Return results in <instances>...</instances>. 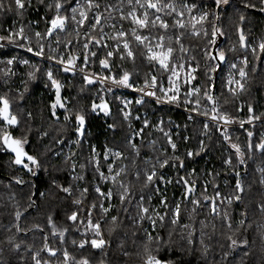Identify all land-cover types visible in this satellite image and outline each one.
<instances>
[{"label": "trees", "instance_id": "trees-1", "mask_svg": "<svg viewBox=\"0 0 264 264\" xmlns=\"http://www.w3.org/2000/svg\"><path fill=\"white\" fill-rule=\"evenodd\" d=\"M62 1L65 4H62L63 8L60 14L66 16L64 11L66 8H70L75 0H60V2ZM187 1H195L197 4L205 5L209 13L205 28L209 33L208 36L203 34L193 36L191 35L192 32L187 29L173 28L171 25L174 21L170 19H168L170 20L169 29L165 31L160 28L157 32H164L165 35L171 34V36L184 33L181 43L188 51L186 53L180 52V45L176 44L175 41V53L186 58H195L193 60L199 65L198 76L200 74V79L203 80V89L209 76H211L219 114L224 115L221 112L223 105V110L229 112L230 116H227L232 122L244 120L250 115L264 118V70L260 58L263 56L262 54L250 57L249 83L244 96H242L241 101L244 104H242L241 109L238 97L230 96L225 91V87L223 88L221 85V83L223 84L222 68L224 61L220 62L215 72L209 71L211 69L209 62L203 64L204 50L211 45L209 41L212 39L213 24L224 32V35L217 37L216 44L213 45L216 47L213 55L217 54V49H221L227 58H237L239 54L248 50V36L250 37L251 33H253V37L257 36L264 39V12L259 11V0L249 1L256 3V8H245V3L242 0H230L228 4H220L219 6L215 0ZM4 4L5 9L0 11V36L4 37L9 33L8 29L14 26L13 21H19L17 17L25 23L30 17L40 20L43 25L42 30L46 33L48 21H44V15L47 16L48 20L55 16L54 7L49 8L47 0H44L43 3H40V0H32L30 6L22 10L18 16L14 0H4ZM9 4L12 7L11 11L7 10ZM241 15L246 18L243 22L240 21ZM118 16L119 14H114L113 18ZM217 16L219 17L218 20L215 19ZM68 21L69 18L64 30H56L52 36L45 40L51 43L58 32L66 34L69 31ZM251 23L254 25L253 28H251ZM205 29H201V33ZM238 29L244 31L246 48L243 46L241 49L235 47L236 44L240 46ZM127 36L133 37L129 31ZM68 38L71 41L68 50L65 48V43L61 42L58 45L60 55L62 56L64 53V57H62L66 58L67 56V60L70 56L76 57L75 63L80 66L83 56L73 53V48H76L74 47L76 45L73 38ZM131 41L134 45L135 60L129 64L119 59L117 54L116 57L109 58V64H112L110 61L114 63L110 67L111 71L103 69L109 76L115 75L117 78L126 70L131 73L130 83H137L140 85L138 87L142 88L145 85V80L150 82L153 74H157L161 78L163 70L155 62H149L145 52L142 51L136 41ZM16 42L21 44L20 41ZM95 48L98 53L91 62V72L99 71V51H103L102 47L95 46ZM86 51H91V48L89 47ZM0 52V55L4 56L13 53V50L0 47ZM47 52L46 49L44 54L49 58L50 53ZM254 63H256L255 68H253ZM57 69L60 70L61 78L57 80L61 85V103L65 107L57 106L55 115L52 114L51 105L56 100V88L51 90L49 84L42 85V72L39 73L41 75L37 79L24 85V88L29 85L24 90H17L15 87L9 86V82L2 81L0 83V96L9 100L10 113L17 117L18 124L7 125L2 117H0V123L10 129L8 132L13 138L24 139L26 137L28 144L24 147L25 151L39 161V167L30 164L31 172L21 165H16L14 163L15 156L3 144L2 136L4 133L0 131V264H34L31 257L43 248L45 236H47L48 245L58 249L55 257H50L47 251L40 252L41 259L49 260L50 264H64V250L69 253L68 264H77L84 258L89 260V264H102V262L103 264H144L146 259L144 247L147 243L146 232L149 231L153 237L159 235L162 238V243L158 244L153 241L149 247L153 250L160 247L158 257L164 261H169L170 264H264V212H261L259 207L264 204V184L260 183L262 173L258 171V169L264 168V153L255 147L252 150L247 148L250 139L255 145L264 138V122L238 126L233 130L234 134L232 135H230L232 129L229 127L218 126L210 122L208 132L205 134V121L203 119L195 117L192 121H188L183 111L162 106L152 99L145 100L139 105L141 112L154 109L155 114L164 113V115L177 118L181 125L186 126L182 136L185 133L188 134L189 140L187 143L180 141L177 149L171 151L170 148L164 149L166 147L165 142L162 137H159L157 131L147 130L146 133L144 132L145 137L140 143L139 155H137L130 150L128 138L131 128L116 102L117 94L125 91H119L116 88H109V90L104 83L94 79H92L93 83L89 84L85 80V75L64 71L63 66H58ZM98 87H104L110 98L99 100L96 97ZM205 101L207 100L205 99ZM102 102L108 104V114H105L100 108L93 111V103L100 105ZM249 104L253 107V113L248 112ZM76 114H81L85 118L83 135H79L81 137L79 143L74 149H71L68 156L83 162L85 183L81 186L70 176L72 158H70L71 160L66 159V153L64 156L55 154L61 148L58 145L60 139L68 142L76 135L78 136L76 127H74V124L78 126ZM66 115L70 117L68 121L64 119ZM137 124L140 123L137 122ZM248 132L253 133L251 138L248 137ZM45 133L47 135H44ZM203 134H205L206 140L203 148H201L199 139ZM225 136L230 139L226 140ZM151 137H156L154 143H150ZM158 137L159 140H157ZM234 141L236 144L241 142L240 144L245 148L242 151L244 164L239 163L235 149L231 147L232 142L235 143ZM106 143L112 147L120 148L126 156L118 162V165H124V168L115 183L103 185L105 192L111 190L113 193L112 203H108L106 200V206H111L110 212L104 214L100 209L103 196L95 190L97 170L91 156L94 146L101 153H104ZM160 145H163L164 148ZM190 148L194 150L192 157L187 156V151ZM227 156L231 157L232 166L225 163ZM148 157L154 160L156 158L167 159L171 164L175 162L177 164L175 169L164 168L174 175V181L163 184L162 181L156 179L152 183H147L146 172H148V168H146L145 163ZM180 161L184 165L182 168L179 166ZM25 163L29 162L26 160ZM192 166L197 168L198 177L196 179H199L204 172L210 169L216 172L220 181L212 182L209 186L211 196L214 197L215 193L225 188L222 187L224 182H227L228 190L231 189L236 193L235 184L238 177L235 173H240L239 179L244 189L240 193L241 200H234L227 209L228 216L232 221V229L227 227L224 220L225 212L215 215L212 209L206 207L211 201L210 198L209 200L204 199L207 196L205 193L208 192L204 191L202 182L199 180L194 183V193L185 198L183 182L177 183L176 181L178 176L183 175V178H186L191 184L192 182L185 175V172L188 167ZM137 172H139V178H137ZM18 180L24 183H18ZM121 182L130 189L124 201L120 199V194L123 192L120 187ZM61 186H71V195L64 193ZM85 188L87 192L82 193ZM141 197L144 198L142 202ZM164 197L167 199L168 209L160 205V211H168V216L165 217L162 227L157 221V228L151 232L153 227L147 216L155 214L153 210L156 208H152L153 205L160 204ZM194 198L200 201L199 206L193 205L192 200ZM77 200L81 203H74ZM93 203L97 205L95 208H92ZM141 203L143 207L149 208V214L143 221H139V216L142 215L140 212ZM177 203H180V219L177 224H172L171 210L176 207ZM194 208L195 211H193ZM89 210H91L93 224L103 217L101 231L103 237L105 236L109 242L103 250L93 249L90 243L83 248L79 247L81 240L90 241L96 238L92 228L88 226ZM17 211L22 213L19 221L15 217ZM73 211L78 213L76 222L67 219ZM242 214H246V216ZM49 216L52 217L58 230L55 235H53L52 228L48 224ZM113 216L118 217L115 223L111 219ZM241 219L245 220L243 226L238 225V221ZM17 224H19L20 231H17ZM35 225H40L42 230L36 229ZM183 225H190V228H184ZM238 227L239 231H236ZM191 228H194L195 232L193 243L189 244L187 237ZM64 229L67 231L63 242H61L59 231ZM201 233H203V245L200 243ZM228 235H232L238 241L247 239L249 243L247 246H239L235 250H230ZM73 240L77 244L73 243ZM15 244H20V248H15ZM205 245L208 246L207 255L203 254ZM125 252L128 255H124ZM225 252H230L227 260L222 259Z\"/></svg>", "mask_w": 264, "mask_h": 264}, {"label": "rangeland", "instance_id": "rangeland-1", "mask_svg": "<svg viewBox=\"0 0 264 264\" xmlns=\"http://www.w3.org/2000/svg\"><path fill=\"white\" fill-rule=\"evenodd\" d=\"M47 1L49 4H51L54 7L53 10L55 11V15H56L57 14L56 9H55L56 0H47ZM242 1L244 3H248L250 0H242ZM77 2L81 6V8H84V10L88 11V20L85 21V24L83 27H80L77 23V21H79V19H80L79 10L76 14V17H77L76 21H73L71 19V16H72L71 8L77 7ZM94 2L98 3L100 5L99 9L93 8L91 10H87L86 0H75L70 8H66V11H64V12H66V16L69 18V21H68L69 31L66 34H61L60 32H58L55 39L51 43L48 42L47 40H45L47 37H45V36L43 37V34H44V32L42 30L43 25H42V22H40V20L33 19L30 17L28 19L27 23H25L17 17V19L19 21H16V20L13 21V25H14L12 27L13 29L12 28L8 29L9 33H7L5 37H8L11 32L17 31L21 26H23L25 29V34L30 39L29 40H23L17 36V37H13L14 42H8V40H6V39L0 40V47H4L8 50L9 49L13 50V53H9L8 55H4V56L0 55V83L2 81L9 82V84H10L9 86L15 87L17 90L18 89L24 90L29 86V85H27L26 88H24V85H26L27 83H30L31 81H34V79H37L38 76L41 75L39 73L42 72L43 73V75L41 77L42 78V80H41L42 85L49 84L51 86V90H55V86L53 85L52 80H50L48 78V75H47L48 71L51 70L52 79L57 81L58 79H61L60 78V70H58L57 67L62 66V65H63V67H66V66L69 67L67 65V56H66V58H63L64 53H62L63 57L60 55V52H59L60 48L58 46L59 43H61V42L65 43L66 44L65 48H66V50H68L69 49V43H68L69 38L68 37H70L71 39L73 38L74 43L76 45V46H74L76 48H73V53L77 54V55H81L84 57L86 50L84 49L83 44L88 39V36H95L97 38H100V36H101V31H100L101 26H97L96 30L90 31L91 24L95 22L94 16L97 13H101L104 17V19L101 20V25L103 27V33L105 34L103 43H106L108 45V48L107 49L102 48L103 51L102 52L99 51V53H100V57H99L100 59H99V63H98L99 71L93 72V75H94L95 79H98L99 81H101V79L103 77L109 76L106 73V71L102 68V66L100 65V60L102 58L106 57V52L108 50H111L116 45V43H118V42H121V50H123L122 49V40L121 41L113 40V39H111V37L117 36V34L120 30L125 31L126 33H128V31H129L131 33V30L135 27V25L132 23L130 18L126 19V20L120 19V11L112 10V9L108 8V5H114V6H116L117 9H119L121 6V3H122L123 4V11L125 14H127V12L131 10L128 6V0H94ZM142 2H143V0H142ZM154 2H155V0H154ZM161 2L162 3H173L176 6L177 11H183L184 12L183 17H177L176 13H172L171 15H165L163 12L160 13L162 18H164L169 23V25H170V20L175 21L176 19L180 18V19H183L185 22V28L184 29H187L190 32H192V30H193V25H195L196 30H199V31H201V29H203V28L204 29L206 28V21L207 20L202 22V23L199 22V17L204 12H207L205 5H200V4H197L195 1L190 2L187 0H161ZM229 2H230V0H228V3ZM31 3H32V0H30V2H29V0H25V8L24 9H26V7L30 6ZM60 3L65 4L64 1H62ZM185 4L188 5L189 8H191L190 12L188 11V9L184 8ZM192 5H195V7L193 8ZM223 5H225V4H223ZM14 6H15V3H14ZM15 9H16V6H15ZM16 11H17V9H16ZM148 11L150 14V19H154V15H153L154 11H152V10H148ZM19 13L20 12L17 11V16ZM114 14H119V16L115 17V19H114L113 18ZM139 14L142 15V10H140ZM46 15H48V14H46ZM192 17H196V19L193 20ZM168 19H170V20H168ZM50 20H48L47 16L44 15V21L45 22L46 21L49 22ZM113 25H114V27H113ZM127 25H129V26H127ZM250 25L252 26L251 28L254 27L253 23H251ZM48 26H49V23H48L46 28H48ZM66 27L67 26L65 25V28ZM158 29H160L158 26L156 28H152L151 25H149V28L138 29L137 31H138V34L147 35L150 37V40L146 41L145 43H151V45L154 46L157 43V39H152V38L153 37L158 38L159 36L163 35L164 36L163 43L165 45V48L168 46H171L174 48L176 36H173V35L171 36V34L165 35L163 31H160L163 33H159V32H157ZM36 32H40L42 34V38L39 40V43L44 45V53H45V50L47 49L48 50L47 53H50V56L57 57V59L50 60L48 57H46L45 54L42 57H37L34 54L35 51L38 50V41H37V38L35 36ZM249 32H250V30H249ZM251 32H252V29H251ZM77 33H79V35H77ZM86 33L88 34V36L85 35ZM251 34L252 35L250 37L248 36V50L239 54L237 56V58L236 57H232V58L226 57V60L224 61V66L222 68L223 81L222 80L221 81L223 82V84L221 83V85L223 86V88L225 87V91L230 96H232L234 98L238 97V99L240 100V109H241L242 104H244V102L241 101L242 96H244V93L247 89V84L249 83V81H248L249 72H250L249 70L251 69L250 68L251 67L250 57L260 56L262 54L263 56L260 58L262 60L263 70H264V52L261 51L259 49V46H258L259 43L264 39L257 37V36L253 37V33H251ZM169 37H171V40H169ZM126 38L130 41L132 50L135 53L133 41H131V40H135L134 37H128L127 36ZM58 40H59V43L57 42ZM16 41H20L21 44H19ZM136 43L140 46L142 51L145 52V55L148 56L147 49L143 45H140L138 42H136ZM28 47H32L33 52H29L27 50ZM89 47L91 48V51H88L89 52V61H88L87 65H85L84 59H82L81 65L76 68L77 70L78 69L80 70V72H78V73L81 75L85 74V73H83V71L86 73L91 72V69H90L91 65H92L91 62L94 59V57H92L90 55V53L91 52L98 53L97 52L98 50L95 48V46L90 45ZM235 47H240V49L242 48L241 44H240V46H239V44H236ZM215 48L216 47H214L213 45H210L208 48H205L204 53H203V55H204L203 64H205L206 62H209L210 67L216 68V70H217V68L219 67V66L217 67V63H218L217 60L211 59L213 52L215 51ZM253 48H255V52H253ZM220 51H222V50L220 49ZM0 54H1V52H0ZM116 55L117 54H114L113 57H111V59L116 57ZM60 58H63V60L65 61L64 64H61L58 62ZM118 58L120 59L119 55H118ZM245 58L248 61L247 65H245L243 63ZM10 59L13 60V63L9 65L7 63V61ZM24 61H27L28 63L25 64ZM132 61L133 60L131 58L124 59V62H127V63L132 62ZM110 63H112L114 65V63L112 61H110ZM112 64L110 65V67H112ZM181 64L184 65L183 68L180 67ZM232 64H235L237 67L231 68L230 66ZM219 65H220V63H219ZM157 66H159V65L157 64ZM255 66H256V63H254L253 68H255ZM173 67H175V71L179 75H178V78L176 76H173L172 81H173V84L178 85L179 89H180L179 99L175 103L168 102L167 98L159 90L160 86L164 87L165 89H168L169 87L173 86V85H170L169 79H168L169 76H171V74H172L171 70L165 71L161 68L163 70V75L161 78H159V76L157 74H153L157 77V80H158V85H157V88L155 89V91H156L155 97L161 98L162 102H159V103L162 106L164 105V106H167V107H170L173 109L183 111L185 113L186 119L188 121H192L195 117H197L199 119H203L205 121L204 124L207 123L208 128L210 126L209 125L210 122H213V123L217 124L218 126H221V125L222 126L224 125L225 127L227 126V127H229V129H232L231 130L232 132L230 131L231 132L230 135L234 134L233 130L236 129V127H238V126H243V125L245 126V125H250L253 123H257V122L258 123L264 122V118H260L258 120H253L250 123L248 122L249 118H246L244 120L241 119V120L234 121V122H231L228 124H225L222 120H219V121L212 120V118H211L212 117V111H211L212 106L210 105L209 102L205 101V99L203 98V87H202L203 80L200 79V77H201L200 74L198 76L197 63L192 58H186L185 56H183L179 53L176 54L174 51L173 56L169 62V68L172 69ZM159 68H160V66H159ZM192 68H196V71L194 73L191 72ZM240 68H245V71L247 72V76L243 79L239 76V69ZM29 73H33V76L30 77ZM189 75H194L196 77V79L192 80L190 83H186ZM16 76H18V78H16ZM229 77H231L233 80H237V81H240V83H243L244 89L240 90L236 84L230 85L228 83ZM109 82H110V80H106L103 83L106 85V88L108 87V89L109 88L111 89V85L109 84ZM131 84L133 85V87H129V90L127 88H126L127 90L122 89L120 87H117L116 85L113 86L114 88L118 89L119 91H125V92L117 94L116 102L119 104V109L121 110L123 115L125 112H130V116L126 119L129 123V127L131 128L130 135L128 138V142L130 140L132 141L131 143L130 142L128 143L130 150L133 151L134 153H137L136 149H134L132 145L134 143L136 145V148L139 149L140 143L144 140V137H145L144 132L146 133L147 130H155L158 132L159 137H162L164 142H165V145H166L165 148L163 145H160L164 149L170 148V150L173 151V149L171 148V146L167 142V137L165 136V133H168L171 136L173 142L176 144V149H177V145L180 141H184L187 143V141L189 140V135L185 133L182 136V133H183L186 126L181 125L180 121L177 118L172 117V116L170 117L168 115H164V113L155 114L154 109H151L149 111L144 110L142 112L139 110L140 104H137L135 101L138 99H141L140 95L138 93L136 94V90H137V88H139L138 86H140V85L137 83H131ZM144 87H145V85H144ZM195 87H200L202 89V92L199 94V97L195 93H193L191 96H186V94L191 89H193ZM230 88H234L235 92L229 91ZM131 89L135 90V91H130ZM145 89H147V88H145ZM157 92L159 95L157 94ZM171 94L172 93H169V95H171ZM96 97L99 100L105 99L107 97L110 98V96H108V93L106 92V89L104 87H98ZM198 98L200 99L199 105L196 104V100ZM145 100H151V99L150 98H144L143 101H145ZM126 102H131V103H128L126 106ZM0 106H2V105H0ZM221 107H222L221 112L230 116V114L227 110L226 111L223 110V105ZM205 111H207L208 115H203V113ZM9 112H10V109H9ZM10 115H12V114L10 113ZM137 117H139V118L137 119ZM145 120H147L149 122L147 127H144V121ZM161 121L163 123H161ZM188 121H186V122H188ZM4 122H6V121H4ZM137 122H139L140 124H137ZM241 122H243V124ZM74 127L77 128L78 127L77 124L76 125L74 124ZM142 128H143V132L140 135H134L135 133L139 132L140 129H142ZM161 128L163 129V131L160 130ZM208 128L205 129V127H204L205 134L208 132ZM9 130L10 129L7 126H4L0 123V131L1 132L5 133V132H8ZM205 134H203L199 139L200 147H201V142H203V146H204V142L206 140L205 136H204ZM159 137L157 138V140H159ZM185 137H187V139H185ZM79 138H81V137L79 135L78 136L76 135L74 138L70 139L68 142H64L63 139H60L58 141V145L61 148H59L55 154L64 156V153H66L67 157H69L68 156L69 152L71 151V149H74L76 147L77 141H79ZM24 139H26V137ZM26 140H27V143L25 145L28 144V139H26ZM149 141H150V143L153 141H156V137H151V139H149ZM234 142L235 143L232 142V144H236V141H234ZM240 143H238V145L240 146L241 150L243 151V149H245V148L242 147V145ZM25 145H24V147H25ZM117 151L122 153V155L120 157H116L115 155H113V153H115ZM189 151L192 152L194 155V150L192 148L188 149L187 152H189ZM103 152L104 153H101V151L98 150L97 147L94 146L92 149V156L91 157H92L93 164H94L96 170H97V165L99 166V171H97V174L95 177V178H97V179H95V189L97 187H99L101 189V192L107 193V192H105V188L103 185L104 184L106 185V184L111 183V182L115 183V181H113L111 179V177L116 175L117 172L121 173V169L124 168V165L119 166L118 162H120L121 158L125 157L126 155H124V152L120 148H118L116 146L112 147V146L108 145L107 143L104 145V151ZM106 154H107V158H106ZM189 157H192V156H189ZM229 157L230 156L226 157L227 160L229 159ZM238 159H239V157H238ZM163 160L164 159L161 160L160 158H156L154 160V159L148 157L146 159L145 165H147L146 168H148V172H150L152 170V167L154 165L156 168V171H157V176L158 177L162 176L164 178L163 180L159 179L164 184V183H167V181H169V180H171V182L174 181V175L171 174L169 171H166V169H164V168L167 167L170 169H175V165H177V164L175 162L172 164L168 163V165L161 168L160 163H162ZM71 162H72L71 165L75 164V168L73 169V166H71V168H70L71 175L70 176L73 179H75L76 183H78L81 186L83 183H85V181H84L85 175H84L83 169L81 167L83 165V162L78 161V160L73 159V158H72ZM109 165H112L111 172L109 171ZM146 168L144 167L145 170H146ZM193 170H194V174L190 175V173H193ZM196 170H197V168L195 169L194 166L188 167L186 172H185V175L188 177V179L192 183L193 182L195 183L198 180L200 182H202L204 191L208 192V193H205V195H207V197L210 198V201L212 199L216 198L215 201H216L217 211L220 214L222 212H226L228 214L227 209H228L229 205H231L233 203L232 202L231 204H229L228 198L234 197V195L236 193L233 192V190H231V189L228 190V187H226L227 182H224L222 187H225V188L223 190L218 191L220 193V196L217 197L216 193H215V197L211 196V193H210L211 191L209 189V186L212 184V182L217 183L220 181L216 175V172H214L213 169H210L207 172H204L199 177V179H196L198 177V173ZM101 173H103V176L101 175ZM80 177H82V179ZM182 177H183V175L178 176L177 181L180 180V178H182ZM154 180H156V179H154ZM220 187H221V185H220ZM183 193L186 194V188L185 187H183ZM200 198L202 199L201 196H200ZM106 200L108 203H112L113 197H111L109 199V198H105L103 196V199L101 201V204H103L104 207H106V208L110 207L111 208V206H108V207L106 206ZM233 201H234V199H233ZM160 205H161V203L160 204L156 203L155 205H153L152 208H154V209L156 208V210L159 211L161 215H163L164 211H160V207H161ZM179 205H180V203H179ZM206 207L211 210L212 209V203L210 202L208 205H206ZM223 209H225V210H223ZM150 216L153 219H155V214L154 215L151 214ZM143 220L139 219V221H143ZM153 231H154V229L152 228L151 232H153ZM148 233H150V231ZM103 238L107 241L105 236ZM73 241H75V240H73ZM75 243L77 244L76 241H75Z\"/></svg>", "mask_w": 264, "mask_h": 264}, {"label": "snow or ice", "instance_id": "snow-or-ice-1", "mask_svg": "<svg viewBox=\"0 0 264 264\" xmlns=\"http://www.w3.org/2000/svg\"><path fill=\"white\" fill-rule=\"evenodd\" d=\"M30 2V0H29ZM44 0H40V3H43ZM216 4L219 6L220 4H227L228 0H215ZM16 9L18 12H22V10L25 8V0H14ZM259 11L260 12H264V0H259ZM128 6L131 9L130 11L127 12V14L124 13L123 11V4L121 3V6L119 9L116 8V6L114 5H108L109 9L112 10H118L120 11V19L122 20H126V19H131L132 23L135 25V27L131 30V35L134 37L135 41L138 42L140 45H143L148 52V56H147V60L149 62H155L157 63L160 68H162L165 71H169L171 70V76H169V83L170 85H173L172 87H169L168 89H165L164 87L160 86L159 90L161 93L164 94V96L167 98L168 102H172L175 103L178 101L179 99V86L173 84L172 81V77L176 76L178 78V73L175 71V67H173L172 69L169 68V62L173 56V53L175 51V49L171 46H168L165 48V45L163 43L164 41V36L161 35L158 38L153 37L152 39H157V43L153 46L151 45V43H145L146 41L150 40V37L147 35H141L138 34V29H147L149 28V25H151L152 28H156L157 26L161 29H164L165 31L169 29L170 25L169 23L162 18V16L160 15V13H164L165 15H171L172 13H176L177 17H183L184 16V12L183 11H177L176 6L173 3H162L161 0H128ZM5 4H4V0H0V11H3L5 9ZM49 8L52 7L51 4L48 5ZM100 5L98 3H95L94 0H86V8L87 10H91L93 8L95 9H99ZM192 7L194 8L195 5H192ZM245 8H256L257 4L253 3V2H248L245 3L244 5ZM63 8V5L60 3V0H56L55 3V9H56V15L48 22L49 26L47 28L46 33L43 34V36L45 37H50L54 34V32L56 30H64L65 29V25L66 22L68 20V17L65 15H61L60 12ZM184 8L188 9V11H191V8L188 7V5H184ZM7 10L11 11L12 7L11 4H9L7 6ZM79 10V16L80 19L79 21H77L78 25L80 27H83L85 24V21L88 20V11L84 10V8H81V6L79 5V3L77 2V7H73L71 8V19L73 21H76L77 17L76 14ZM140 10H142V15L139 14ZM148 10H155L153 15H154V19H150V14ZM110 15V14H109ZM209 13L208 12H204L200 17H199V22H204L207 20ZM104 19L103 15L101 13H97L94 16V23L91 24V29L90 31H94L96 30L97 26H101L100 27V31H101V36L100 38H97L95 36H88V34L86 33L85 35L88 36V39L86 40V42L83 44V47L85 50L89 49L90 45L96 46V47H102L107 49L108 45L106 43H103L104 40V33H103V27L101 25V20ZM193 20L196 19V17H192ZM215 19H219V17H215ZM245 16L241 15L240 16V21L243 22L245 21ZM114 27V25H113ZM171 27L173 28H180L183 29L185 28V22L183 19H176L174 21V23L171 25ZM239 31V42L241 44V46H245V41H246V37L244 34L243 29H238ZM201 34H203L204 36H208V31L205 29L203 30V33H201V31L196 30L195 25H193V30L191 35L193 36H200ZM77 35H79V33H77ZM128 35V33H126L123 30H120L117 34V36H113L111 37V39L113 40H117V41H121L122 40V49L121 50V42L116 43V45L111 49L108 50L106 52V57L104 59L100 60V65L102 66V68L107 69L109 71H111L110 68V64H109V58L113 57L114 54H118L120 56L121 60H124L126 58H131L133 61L135 60V53L132 50L131 47V43L130 41L126 38ZM184 33L181 32L179 35L176 36V43L180 45V52L182 53H186L188 51V49L184 48L183 44L181 43V39L183 37ZM224 35V32L219 29L218 27L215 26V24H213L212 27V31H211V37L212 39L209 41V43L211 45H215L216 44V39L218 36H222ZM20 37L23 40H29L30 38L25 34V29L23 26H21L17 31L11 32L10 35L8 37H4V36H0V40H8V42H14L13 41V37ZM35 36L37 38L38 41V50L35 51V55L37 57H42L44 56V45L39 43V40L42 38V34L40 32H36ZM169 40H171V37H169ZM59 43V40L57 41ZM68 43L70 44L71 41H68ZM259 49L261 51H264V40H262L259 43ZM158 49V50H157ZM29 52H33V48L32 47H28L27 49ZM253 52H255V48H253ZM216 55H213L211 57V59L213 60H217V67L219 66L220 62L225 61L226 56L225 53L223 51H220L219 49L216 50ZM90 55L92 57H95L97 55L96 52H91ZM50 60H55L57 59V57L55 56H50L49 57ZM77 58L76 57H69L67 60V65L68 66H73L75 64V60ZM84 63L85 65H87L88 61H89V52L86 51L84 54ZM193 59H195L193 57ZM59 63L64 64L65 61L63 60V58H60ZM7 63L10 65L13 63V60L10 59L7 61ZM25 64H27V61H24ZM243 63L245 65H247L248 61L245 58ZM181 68L184 67L183 64L180 65ZM197 67H199V65L197 64ZM231 68H236L237 66L235 64H232L230 66ZM71 67H65L64 71H70ZM196 68H192L191 72H195ZM210 72H215L216 68H211L209 69ZM48 78L50 80H52L53 85L56 88V100L55 102L51 105V108L53 109V115H55V109L57 108V106L64 108L65 105L63 103H61V97H60V87L61 85L59 84V82L55 81L54 79H52V72L51 70L48 71L47 73ZM29 76H33V73H29ZM130 76L131 73H129L128 71L124 70L122 72V74L119 76V78H117L115 75L112 76H105L101 79V83H103L106 80H111V82L115 85H122L125 87H133V85L130 83ZM239 76L243 79L247 76V72L245 71V68H240L239 69ZM196 77L194 75H189L188 76V80L186 81V83H190L192 80H195ZM85 80L89 83L92 84L93 80L88 77L85 76ZM228 83L231 84H236L238 86V88L240 90L244 89V84L240 83V81L237 80H233L231 77H229V81ZM158 85V80L157 77L155 75L151 76V80L149 82V80H145V87L144 88H139L137 89V91L143 93L144 96H150V97H155L156 96V91L155 89L157 88ZM145 88H149L150 90L145 91ZM110 90V89H109ZM229 91L235 92L234 88H230ZM202 92V89L200 87H195L193 89H191L186 96H191L193 93L197 94V96L199 97V94ZM169 93H172L171 95H169ZM203 98L206 99L208 102L211 103L212 108L211 111L213 113L212 115V120H222L225 124L231 123L232 121L230 120V118L224 114L221 115L218 113V107H217V97L214 95V84L212 83V78L211 76H209L208 81L203 89ZM161 98L157 97V102H160ZM137 104H141L143 103V97L141 99H138L135 101ZM128 103L131 102H126V106ZM196 104L199 105L200 104V99L198 98L196 100ZM0 117H2L4 119V121H6V123L8 125H17L18 124V120L17 117L14 115H10L9 109H10V103L9 100L3 96H0ZM97 108H100L101 110H103L105 112V114H108L109 108H108V104L102 102L100 105H97L95 103H93L92 105V109L93 111H95ZM248 112L249 113H253V107L252 105H248ZM31 114L29 113V116ZM203 115H208L207 111H205L203 113ZM125 119H127L130 116V112H125L124 113ZM76 121L78 122V127L76 128V132L78 135H83V127H84V123H85V118L83 115L81 114H76ZM139 117H137L138 119ZM65 121H68L70 119L69 116H65L64 117ZM260 119V117L258 116H254V115H250L249 117V123L252 122L253 120H258ZM148 121L145 120L144 121V127L148 126ZM161 123H163L161 121ZM243 124V122H241ZM112 127V126H110ZM205 129L208 128L207 123L204 125ZM161 131H163V129H160ZM143 132V128L140 129L139 132L135 133L134 135H140ZM44 135H47V133H45ZM165 136L167 137V142L168 144L171 146V148L173 149V151L176 150V144L173 142L171 136L168 133H165ZM253 136L252 132H248V137L251 138ZM185 139H187V137H185ZM225 139L228 140L230 139L229 137L225 136ZM2 140H3V144L11 150L12 153L15 154V160L14 163L16 165H23L24 168L28 169L29 172L32 171V168L30 167L31 165H35L37 167H39V161L36 159V157L29 155L25 149H24V145L27 143L26 139H17V138H13L10 133L5 132L2 136ZM130 143L132 142L131 140L129 141ZM77 143H79V141H77ZM154 143V142H153ZM133 148L136 149L137 155H139V149L136 148V145L133 143ZM232 148L235 149L236 155L239 157V163L240 164H244L245 160L243 158L244 153L242 152L240 146L238 144H232L231 145ZM253 147H255V149L260 150L262 153H264V138L261 139L260 143L253 145L251 142V139L249 140V143L247 145V148L249 150H252ZM201 148H203V142H201ZM198 154V153H197ZM113 155H115L116 157H120L122 155V153L120 152H115L113 153ZM188 156H192L193 153L192 152H188L187 153ZM71 157H67L66 159H70ZM106 158H107V154H106ZM25 159L29 162V163H25ZM177 160H179V158L177 157ZM169 161L167 159L163 160L162 163H160V167L163 168L164 166L168 165ZM225 163L229 166H232V159L231 157H229L228 160L225 161ZM73 169L75 168V164L72 165ZM179 166L182 168L183 162L180 161ZM83 167V165L81 166ZM112 170V165H109V171L111 172ZM97 171H99V166L97 165ZM121 171H123V169H121ZM258 171H260L262 173L261 175V179H260V183L264 184V168H260L258 169ZM194 174V170L193 173H190V175ZM236 176L238 177L236 180V184H235V188H236V194L234 195V197H229L228 198V203L231 204L233 202V199L235 201H240L241 200V195L240 193H242L244 191L243 186H242V182L239 179V172L235 173ZM101 175L103 176V173H101ZM120 175L119 172L116 173V175L112 176L111 179L113 181H116L117 177ZM137 178H139V172L136 173ZM82 179V177H80ZM107 179V178H106ZM154 179H160L163 180L164 178L162 176L158 177L157 176V171L155 166L153 165L152 170L150 172H146V182L147 183H152L154 181ZM183 182L185 188H186V195L185 198L188 197V195H191L194 193L195 191V185L194 182L193 183H189V181L186 178H180V180L177 181V183ZM18 183H24L23 181H17ZM167 183H171V180L167 181ZM120 187L123 189V192L120 194V199L121 201H124L126 199V194L130 191L129 187L125 184H123L121 182ZM61 190L66 193L71 195L72 192V188L71 186L69 187H63L61 186ZM96 192L98 194H100L101 196H104L105 198H111L113 193L111 190H109L107 193H103L101 192V189L99 187H97ZM157 191H159V189H157ZM87 189H83L82 193H86ZM41 195H43V193H41ZM216 196L219 197L220 193L217 192ZM143 197H141V202L143 201ZM149 199H151V197H149ZM205 200H209V197L205 196L204 197ZM74 203L76 204H80L81 201L77 200L74 201ZM161 205L164 206L165 209H168V204H167V199L166 197L162 198L160 201ZM192 203L194 206H199L200 201L193 199ZM212 203V212L215 215H220V213L217 211L216 208V203H215V199L211 200ZM97 205L95 203L92 204V208H95ZM260 211L264 212V204H261L260 206ZM100 208L102 209L104 214H107L110 211V207L106 208L103 206V204L100 205ZM155 213V219H153L151 216H147V218L149 220H151L152 223V227L155 230L157 227V221L160 222V226H163L165 217L168 216V211H165L163 215L160 214L159 211L157 210H153ZM172 211V218H171V223L172 224H177L179 219H180V205L179 203L176 204V207L174 209L171 210ZM193 211H195V208L193 209ZM140 212L143 215L139 216V219L143 220L146 215L149 213V208L143 207L142 203H141V207H140ZM245 215L246 214H242ZM22 216V213L20 211H17L15 213V217L16 220L19 221L20 218ZM68 220L76 222L78 220V213L76 211H73L71 213L70 216L67 217ZM112 222L115 223L118 220V217L113 216L112 218ZM103 220V217H101V220H97L95 224H93L92 219H91V210H89L88 212V226L90 228H92L93 232H94V236L96 238L91 239L90 241L88 240H81L79 247L83 248L86 244L90 243V246L93 249H100L103 250L108 244L109 242L106 241L103 238V234L101 231V221ZM224 220L227 224V227L229 229H232V221L231 218L228 216V214L225 212L224 213ZM48 224L51 226L52 228V232L53 235H55L57 233V228L55 223L52 220V217L49 216L48 218ZM201 224H203V221H201ZM245 224V220L241 219L240 221H238V225L239 226H243ZM36 229L38 230H42L40 225H35L34 226ZM184 228H190V225H183ZM249 227H251V225H249ZM17 231H20L21 229L19 228V224L16 225ZM67 231V229L64 230H60L59 231V237L61 239V242H63L64 240V236H65V232ZM236 231H239V227L236 229ZM195 232L194 228H191V230L188 232V243L192 244L193 243V234ZM171 235V234H170ZM146 236H147V243L144 247V251L146 253V259L144 264H170L169 261H164L162 259H160L158 257V253L160 251V247H157L155 250L151 249L149 247V245H151L153 243V241H156L158 244L162 243V238L159 237V235H157L156 237H153L151 235V233H147L146 232ZM45 239V243L43 245V248L40 251H37L35 254L32 255L31 259L34 262V264H50L49 260H42L41 256H40V252L41 251H47V253L49 254L50 257H55L57 254L58 249L52 248L48 245L47 243V236L44 237ZM227 240L230 241V244L228 245L230 250H235L237 247L239 246H247L248 245V240L247 239H243V240H237L234 239L232 235H228L227 236ZM73 243H75V241H73ZM200 243L201 245L204 244V240H203V233H201V239H200ZM15 248L19 249L20 248V244H15L14 245ZM155 252V254H154ZM208 252V246H204L203 249V254L207 255ZM124 255H128L127 252L123 253ZM247 255V253H245ZM230 255V252H225L224 256L222 259L227 260L228 256ZM63 256H64V264H68V260H69V253L67 250L63 251ZM77 264H89V260L87 258L82 259L81 261H78ZM103 264V262H102Z\"/></svg>", "mask_w": 264, "mask_h": 264}, {"label": "flooded vegetation", "instance_id": "flooded-vegetation-1", "mask_svg": "<svg viewBox=\"0 0 264 264\" xmlns=\"http://www.w3.org/2000/svg\"><path fill=\"white\" fill-rule=\"evenodd\" d=\"M75 65V66H74ZM73 66H69V67H71V70L70 71H72V72H80V70L78 69H76L77 67H79V65L78 64H74ZM63 66V65H62ZM67 67V66H66ZM65 68V67H64ZM83 73H85L84 75L85 76H88V77H90L91 79H94V80H98V79H95V77H94V75H93V72H90V73H86V72H84L83 71ZM109 84L111 85V88H113V89H115L113 86L115 85V84H113L112 82H111V80H110V82H109ZM117 87H120V88H122V89H125V90H127L126 88H125V86H122V85H116ZM128 89H129V87H127ZM137 89H139V88H137ZM57 109V108H56ZM55 109V110H56Z\"/></svg>", "mask_w": 264, "mask_h": 264}, {"label": "built area", "instance_id": "built-area-1", "mask_svg": "<svg viewBox=\"0 0 264 264\" xmlns=\"http://www.w3.org/2000/svg\"><path fill=\"white\" fill-rule=\"evenodd\" d=\"M125 88H127V87H125ZM142 88H144V87H142ZM127 89H128V88H127ZM128 90H129V89H128ZM148 90H150V89H149V88L145 89V91H148ZM130 91H135V90H132V89H131ZM137 93L140 95L141 98L143 97V99H144V98H150V99H153V100H155V101L157 102V97L144 96L143 93H141V92H139V91L136 90V94H137ZM160 102H162V101L160 100Z\"/></svg>", "mask_w": 264, "mask_h": 264}, {"label": "water", "instance_id": "water-1", "mask_svg": "<svg viewBox=\"0 0 264 264\" xmlns=\"http://www.w3.org/2000/svg\"><path fill=\"white\" fill-rule=\"evenodd\" d=\"M244 48H246V41H245V46H243ZM60 97H61V93H60ZM9 133V132H8ZM10 135H11V133H10ZM12 136V135H11ZM8 150H10V149H8ZM11 151V150H10ZM12 153V152H11ZM14 156H15V154L14 153H12ZM25 161H26V159H25ZM24 161V162H25ZM21 166H23V165H21ZM189 196V195H188Z\"/></svg>", "mask_w": 264, "mask_h": 264}]
</instances>
